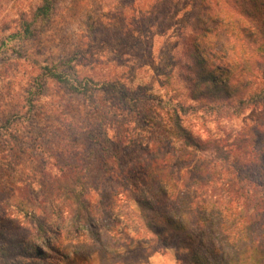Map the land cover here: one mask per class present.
<instances>
[{
  "label": "rangeland",
  "instance_id": "1",
  "mask_svg": "<svg viewBox=\"0 0 264 264\" xmlns=\"http://www.w3.org/2000/svg\"><path fill=\"white\" fill-rule=\"evenodd\" d=\"M52 1L50 17L33 21L32 36L25 38L19 15L23 13L32 21L41 1L0 0V264H6L4 256L12 251L18 264H195L192 257L196 246L179 232L167 235L166 246L160 243L148 248L136 241V217L121 218L116 226L112 224L113 230L103 228L100 225L107 224L102 223L93 230L75 229L68 222V204H43L42 195L47 191L43 175L62 176L64 147L86 152L88 142L81 131L93 133L97 147L90 159L84 157L91 185L103 176L105 158L125 163L146 158L141 154L152 144L144 132L137 138L133 134L131 144L117 140V127L131 130L134 119L109 85L115 83L117 88L142 98L143 107L153 109L159 117H166L162 108L176 102L193 104L194 76L188 68V49L201 28L200 21L206 22L212 12V1ZM220 3L226 5L224 0ZM208 5L209 12L205 11ZM202 43L212 55V35ZM207 57L211 64H217ZM222 60L225 65L226 59ZM229 65L236 82L247 84L242 90L244 96L264 88L263 63L253 65V72L248 74L240 72L242 60L233 58ZM208 68L212 70V65ZM47 69L68 75L71 81L91 80L97 113L102 116L93 115L83 98L49 77ZM110 113L117 118L109 120ZM263 116L264 103H260L231 120L197 111L188 113L184 121L205 138L226 136ZM120 117L130 120L123 123ZM90 195L93 200L97 196L94 192ZM43 218H47L55 245L53 252L43 249L45 262L37 260L32 249H28L29 254L19 246L24 239L35 242L36 220ZM57 224L58 234L52 226ZM36 245H41L40 240Z\"/></svg>",
  "mask_w": 264,
  "mask_h": 264
},
{
  "label": "trees",
  "instance_id": "2",
  "mask_svg": "<svg viewBox=\"0 0 264 264\" xmlns=\"http://www.w3.org/2000/svg\"><path fill=\"white\" fill-rule=\"evenodd\" d=\"M40 1L32 21H27L23 13L19 15L25 38L32 36L33 21L47 19L52 13L53 1ZM210 1L212 12L206 20L210 25L200 21L201 28L194 33L188 49V68L194 76L190 96L193 104L176 102L173 107L162 108L166 117H159L153 109L143 107L142 98L110 83L134 119L131 130L117 127V140L131 144L133 134L137 138L144 132L152 144L141 154L146 158L132 163L113 158L111 162L110 157L103 160L101 154L103 176L91 185L84 157L90 159L97 147L94 134L81 131L88 142L86 152L64 147L62 176L43 175L44 187L47 186L43 204H68V222L75 229L93 230L102 223L107 224L100 225L103 228L113 230L112 224L116 226L121 218L136 217L135 239L148 248L160 243L166 246L167 235L179 232L196 246L192 257L195 264H264V116L252 125L232 129L226 136L205 138L195 134L184 121L188 113L197 111L231 120L264 103V88L244 96L247 84L236 82L230 73L234 69L229 65L233 58L242 60L240 72L248 74L253 72V65L264 64V0H224L226 5L221 0ZM210 6L205 11L209 12ZM208 35H212V55L202 43ZM207 54L216 65L208 61ZM222 59H226L225 65ZM208 65H212V70ZM47 72L64 89L80 95L93 115L102 116L97 113L91 80L71 81L56 70ZM113 118L117 116L110 113L108 119ZM120 119L123 123L130 120ZM179 163L181 167L177 168ZM182 168L183 174L179 175ZM91 192L97 194L94 200ZM25 199L30 203V199ZM46 220H36L35 242L24 239L19 245L26 248L25 253L32 254L28 251L32 249L42 262L43 249L55 250ZM52 226L58 234L59 225ZM12 253L4 256L6 264L19 263Z\"/></svg>",
  "mask_w": 264,
  "mask_h": 264
}]
</instances>
